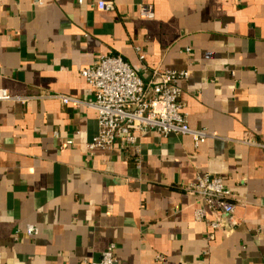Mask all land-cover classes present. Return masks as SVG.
Returning <instances> with one entry per match:
<instances>
[{
  "label": "crops",
  "instance_id": "0c3cea01",
  "mask_svg": "<svg viewBox=\"0 0 264 264\" xmlns=\"http://www.w3.org/2000/svg\"><path fill=\"white\" fill-rule=\"evenodd\" d=\"M104 55L145 80L190 70L183 110L212 136L149 131L88 157L96 110L56 96L93 99L80 70ZM0 89L19 98L0 101V264H86L111 244L119 264H264V0H0ZM198 173L236 203L213 240Z\"/></svg>",
  "mask_w": 264,
  "mask_h": 264
},
{
  "label": "built area",
  "instance_id": "2783aa9c",
  "mask_svg": "<svg viewBox=\"0 0 264 264\" xmlns=\"http://www.w3.org/2000/svg\"><path fill=\"white\" fill-rule=\"evenodd\" d=\"M79 2L82 3V0ZM97 8L115 10L116 5L113 1H100ZM140 15L152 19L155 14L151 6L143 5L140 7ZM140 59L144 60L145 55L141 53ZM80 73L93 87L94 98L81 99L69 94H59L56 97L65 105L96 110L99 131L87 144L88 157L94 156L98 151L111 149L117 138L123 144L135 143L139 135L149 131H157L163 136L190 135L196 146L212 136L205 130L191 128L183 110L180 83L189 79L190 70L157 68L152 77L145 80L121 56L104 55L94 65L81 69ZM14 99L19 98L13 97L7 89H0V101ZM20 100L26 101L23 98ZM73 143L69 139L66 144ZM187 189L199 200L195 218L208 222L211 228L209 240L215 238L216 231L230 233L238 224L234 217L236 203L232 200L233 191L222 177L198 173L196 180ZM209 213L213 214L212 220L208 218ZM27 233L36 235L39 229L28 225ZM116 250L117 245L111 244L100 260L85 263L119 264Z\"/></svg>",
  "mask_w": 264,
  "mask_h": 264
}]
</instances>
